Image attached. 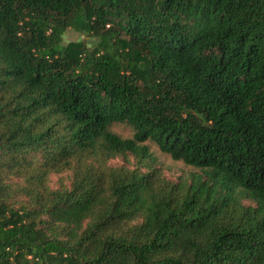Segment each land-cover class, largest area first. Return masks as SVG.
Returning <instances> with one entry per match:
<instances>
[{
	"label": "trees",
	"instance_id": "trees-1",
	"mask_svg": "<svg viewBox=\"0 0 264 264\" xmlns=\"http://www.w3.org/2000/svg\"><path fill=\"white\" fill-rule=\"evenodd\" d=\"M0 264H264V0H0Z\"/></svg>",
	"mask_w": 264,
	"mask_h": 264
},
{
	"label": "rangeland",
	"instance_id": "rangeland-1",
	"mask_svg": "<svg viewBox=\"0 0 264 264\" xmlns=\"http://www.w3.org/2000/svg\"><path fill=\"white\" fill-rule=\"evenodd\" d=\"M79 39H84L86 42L91 43L90 38L72 29H68L63 35L64 43L71 40H79ZM112 129L124 137L130 136L132 133L131 128L123 123L113 124ZM150 145H151L150 146L151 149L163 162L162 164L164 167V171L168 176L174 178L180 174H184L187 173V171L192 170L191 166L185 165L181 161L173 160L169 155L159 151L153 144ZM53 180H55V178H53Z\"/></svg>",
	"mask_w": 264,
	"mask_h": 264
}]
</instances>
